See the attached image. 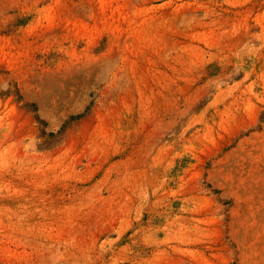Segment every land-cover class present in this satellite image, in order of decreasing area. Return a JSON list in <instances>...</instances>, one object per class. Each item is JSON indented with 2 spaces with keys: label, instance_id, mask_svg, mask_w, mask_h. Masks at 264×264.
<instances>
[{
  "label": "rangeland",
  "instance_id": "1",
  "mask_svg": "<svg viewBox=\"0 0 264 264\" xmlns=\"http://www.w3.org/2000/svg\"><path fill=\"white\" fill-rule=\"evenodd\" d=\"M0 264H264V0H0Z\"/></svg>",
  "mask_w": 264,
  "mask_h": 264
}]
</instances>
